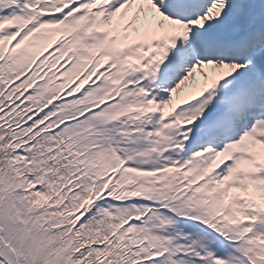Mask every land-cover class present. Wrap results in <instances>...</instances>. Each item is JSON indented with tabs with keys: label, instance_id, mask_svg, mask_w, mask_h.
<instances>
[{
	"label": "snow or ice",
	"instance_id": "1",
	"mask_svg": "<svg viewBox=\"0 0 264 264\" xmlns=\"http://www.w3.org/2000/svg\"><path fill=\"white\" fill-rule=\"evenodd\" d=\"M0 264H264V0H0Z\"/></svg>",
	"mask_w": 264,
	"mask_h": 264
}]
</instances>
